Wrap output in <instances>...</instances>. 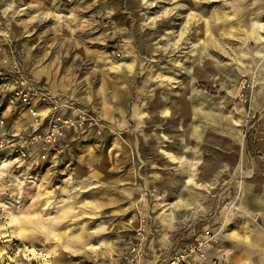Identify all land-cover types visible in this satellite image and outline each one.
I'll return each mask as SVG.
<instances>
[{
  "label": "rangeland",
  "instance_id": "1",
  "mask_svg": "<svg viewBox=\"0 0 264 264\" xmlns=\"http://www.w3.org/2000/svg\"><path fill=\"white\" fill-rule=\"evenodd\" d=\"M263 26L264 0H0V58L73 124L48 163L0 151V264H114L137 233L147 258L202 229L222 264H260L240 244L264 232ZM191 98L208 125L187 151ZM30 124L0 97V138Z\"/></svg>",
  "mask_w": 264,
  "mask_h": 264
},
{
  "label": "built area",
  "instance_id": "2",
  "mask_svg": "<svg viewBox=\"0 0 264 264\" xmlns=\"http://www.w3.org/2000/svg\"><path fill=\"white\" fill-rule=\"evenodd\" d=\"M0 97L12 109L27 110L31 119V124L18 133L4 134L0 138V151H7L14 161H27L37 156L43 163L50 162L47 152L55 149L62 129L73 126L71 118L58 115L55 96L34 83L15 59L0 58ZM46 102H50L47 121H42L40 112ZM211 241V235L180 241L158 256L154 264H222L208 256L207 247ZM119 264H150L140 233L136 234L134 243L123 248Z\"/></svg>",
  "mask_w": 264,
  "mask_h": 264
},
{
  "label": "crops",
  "instance_id": "3",
  "mask_svg": "<svg viewBox=\"0 0 264 264\" xmlns=\"http://www.w3.org/2000/svg\"><path fill=\"white\" fill-rule=\"evenodd\" d=\"M196 99H198V98H196ZM192 101H193V99L191 98L189 101L184 103L185 109L183 110L182 115L185 118H187L188 120H187L186 126L182 129L183 133L180 136L181 138L178 140V141H180L181 144H183V147H182L183 150H187V151L190 148L187 145V142H193V143L199 142L201 140L202 136L207 133L206 126L208 125V121L205 117V114L202 113L204 110L198 108L196 103H194V101L193 102ZM201 117H202V119H201ZM219 121L220 120L218 119V122ZM218 122L215 120V123H218ZM191 127H192V130H190ZM201 128H204V130ZM139 137H142V136H139ZM175 141H176V139H172V142H175ZM168 150L172 152L173 157L175 159L179 160L182 158L179 150L175 151L173 146L168 147ZM79 174L82 175V171L79 172ZM189 174L190 173H188V175ZM257 181H258V183L255 184L254 191H253V199H255L254 203H256L258 201L259 204H264V176H262L261 178H258ZM175 182L179 183V185H182L183 179H179V180L175 179ZM52 189L55 190L54 187H52ZM247 190L251 191L250 186H249V188H247ZM53 222L55 223L54 226L57 225L58 218L56 217L54 220H49L48 223H53ZM59 232H60V230H56V229L50 230V228H49L46 231V233H47L46 235L49 236L50 233L56 234ZM192 232H187V230H183L182 232H178V233L174 234L173 238L170 239L169 244L166 245L165 251L167 249L169 250L172 246H174L176 243H178L180 241H187L193 237H196L195 234H193ZM209 234L210 233L208 230L202 229L201 232L198 234V236L205 237ZM236 234L239 235L238 233H236ZM242 235H243V233L240 234V236H242ZM243 238L245 241L243 244H240L238 242L239 241L238 239H237L238 241H236L238 244L237 243L234 244V242L231 243L232 250H234V249L238 250L239 244H240L241 246L248 248L247 250H255L257 252L259 250H261V252L264 253V232L252 229L248 225L247 230H246V234H245V236H243ZM212 245L213 244L210 243L207 247V252H208L209 258L223 260L224 255L222 254V251H221L222 249L221 250L220 249H213ZM219 247L221 248V245ZM160 253H161V251L156 250L152 257L147 256V261L150 264H154V262H156V260H157V257L160 256ZM238 256H239V254H238ZM225 257H227V256H225ZM119 261H120V255H119L118 259L114 262V264H119ZM249 264H250V262H249ZM260 264H264V256H263Z\"/></svg>",
  "mask_w": 264,
  "mask_h": 264
}]
</instances>
